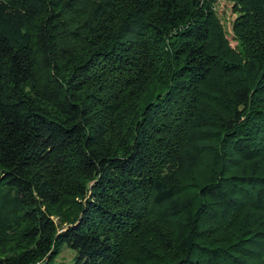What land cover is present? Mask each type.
<instances>
[{
    "label": "trees",
    "instance_id": "16d2710c",
    "mask_svg": "<svg viewBox=\"0 0 264 264\" xmlns=\"http://www.w3.org/2000/svg\"><path fill=\"white\" fill-rule=\"evenodd\" d=\"M64 246L264 264V0H0V264Z\"/></svg>",
    "mask_w": 264,
    "mask_h": 264
},
{
    "label": "rangeland",
    "instance_id": "374dc122",
    "mask_svg": "<svg viewBox=\"0 0 264 264\" xmlns=\"http://www.w3.org/2000/svg\"><path fill=\"white\" fill-rule=\"evenodd\" d=\"M232 3L225 1H218L217 3V14L219 16L220 22L227 31L228 38L231 40V44L233 47L236 46V41L232 39L234 37L233 34V26H231L236 19V15L232 13ZM77 257V252L75 250L70 249L67 246L62 248L60 254L56 257L54 261L50 264H74Z\"/></svg>",
    "mask_w": 264,
    "mask_h": 264
},
{
    "label": "built area",
    "instance_id": "2783aa9c",
    "mask_svg": "<svg viewBox=\"0 0 264 264\" xmlns=\"http://www.w3.org/2000/svg\"><path fill=\"white\" fill-rule=\"evenodd\" d=\"M35 264H46V262L45 261H39V262H37Z\"/></svg>",
    "mask_w": 264,
    "mask_h": 264
}]
</instances>
